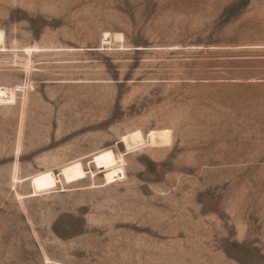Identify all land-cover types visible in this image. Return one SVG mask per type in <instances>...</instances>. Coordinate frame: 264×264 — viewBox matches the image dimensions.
<instances>
[{
  "label": "rangeland",
  "instance_id": "obj_1",
  "mask_svg": "<svg viewBox=\"0 0 264 264\" xmlns=\"http://www.w3.org/2000/svg\"><path fill=\"white\" fill-rule=\"evenodd\" d=\"M0 264H264V0H0Z\"/></svg>",
  "mask_w": 264,
  "mask_h": 264
},
{
  "label": "bare ground",
  "instance_id": "obj_2",
  "mask_svg": "<svg viewBox=\"0 0 264 264\" xmlns=\"http://www.w3.org/2000/svg\"><path fill=\"white\" fill-rule=\"evenodd\" d=\"M115 34V35H114ZM116 36V37H122V34H120V33H111V36ZM109 36V35H108ZM110 38L108 37V38H106L105 39V41H108Z\"/></svg>",
  "mask_w": 264,
  "mask_h": 264
}]
</instances>
